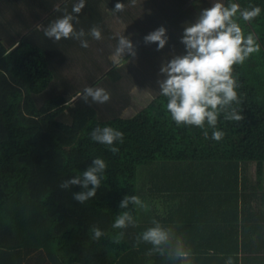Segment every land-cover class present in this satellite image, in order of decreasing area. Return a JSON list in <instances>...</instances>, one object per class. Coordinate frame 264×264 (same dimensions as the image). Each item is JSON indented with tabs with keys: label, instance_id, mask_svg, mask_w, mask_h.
<instances>
[{
	"label": "trees",
	"instance_id": "1",
	"mask_svg": "<svg viewBox=\"0 0 264 264\" xmlns=\"http://www.w3.org/2000/svg\"><path fill=\"white\" fill-rule=\"evenodd\" d=\"M229 2L261 8L251 22L238 19L260 51L234 66L245 119L221 115L217 130L225 136L219 142L211 128L205 139L199 127L177 126L158 87L148 89L155 96L131 117L101 118L92 102H77L67 114L63 94L38 103L54 79L44 48L29 39L12 47L0 38V264H180L148 255L149 244L137 245L153 218L174 226L191 247L193 264H225L228 256L234 264H264V0ZM143 3L145 13L160 9L155 29L176 33L170 26L176 12ZM190 3L199 13L209 7L207 0ZM141 21L133 19L128 34L143 29ZM167 44L163 53L154 43L157 59L180 49ZM107 73L114 82L122 76L114 68ZM97 126L124 133L123 143L114 145L118 153L91 139ZM96 157L107 169L96 196L82 205L73 199L81 186L62 190L59 183L82 174ZM125 195L139 196L149 210L120 209ZM125 210L137 227L123 230L116 244L112 237L121 230L111 225ZM93 225L105 233L98 241L91 238Z\"/></svg>",
	"mask_w": 264,
	"mask_h": 264
},
{
	"label": "clouds",
	"instance_id": "2",
	"mask_svg": "<svg viewBox=\"0 0 264 264\" xmlns=\"http://www.w3.org/2000/svg\"><path fill=\"white\" fill-rule=\"evenodd\" d=\"M137 0H130V6H135ZM86 7V0H78L72 5L71 12L67 8L57 6L54 10L64 14L51 21L43 29L46 38L58 43L62 39H73L79 42L82 48H88L86 36L100 41L102 30L93 25L86 33L84 28L76 29L79 23V14ZM126 10L125 4L117 2L113 9L120 13ZM261 13L259 6L241 8L240 4L229 2L227 5L221 0H215L211 7L200 11L197 19L184 27L181 43L185 53L174 55L160 67L162 79L158 80L160 95L166 97V110L177 126H195L203 129L205 139L209 138L207 128L213 129L211 139L221 141L225 133L217 130L221 115L226 121L241 122L245 119L239 105L242 97L237 89L240 87L238 78L233 75L234 66L242 65L253 53L260 51L257 38L249 33L244 34L238 19L251 22ZM117 46L110 56L113 67L123 66L125 56L135 58L136 46L132 40L122 33L114 34ZM167 29L161 26L144 36L145 44L156 43L157 51L162 50L168 43ZM85 104L91 100L95 104L110 102L111 93L103 87L87 86L80 94ZM235 105V106H234ZM207 125V127H206ZM91 139L109 148L112 153H118L117 142L123 143L124 133L110 126H97L91 132ZM107 169L104 159L96 157L80 175L62 180L59 187L68 190L74 185L82 187V191L73 193V199L84 204L96 196L101 187L103 173ZM129 205L137 209L149 210V206L137 195H125L119 204L120 209H129ZM152 226L146 228L136 238L151 245L148 255L157 253L167 256L180 264H193V251L186 245L184 238L177 235L174 226H165L155 218ZM111 227L121 230L112 237V242L119 244L123 241L129 227H137V221L130 210L116 215ZM93 240H100L105 235L98 226H91ZM215 253L210 251L209 255ZM225 264H234L232 256H228Z\"/></svg>",
	"mask_w": 264,
	"mask_h": 264
},
{
	"label": "rangeland",
	"instance_id": "3",
	"mask_svg": "<svg viewBox=\"0 0 264 264\" xmlns=\"http://www.w3.org/2000/svg\"><path fill=\"white\" fill-rule=\"evenodd\" d=\"M31 7L36 5V0H30ZM29 0H16L15 1V9L13 10L14 14L17 13L19 9H27L29 8ZM62 0H54L53 7L60 3ZM154 5L157 6L159 4V0H152ZM177 2H182L179 4V15L176 16L170 26L173 27L176 33L173 35L171 32L167 33L170 43L169 46L172 47H180L178 52H173L170 55L166 53L160 56L157 59L156 52L153 50L154 43L145 44L144 36L148 33L155 30L156 26L154 22H158L160 20V9L158 13H145L146 9L148 8L147 4L143 3V0H140V7L135 12H129L122 18L123 22L117 23L115 26L116 33H128V29L130 22L133 19L137 18V16L142 17L143 21H141V25L143 29L140 30L138 27V31L133 36L129 32V39L132 40L133 44L136 46L137 55L135 58L131 57L130 55L125 56V61L123 66L119 68L113 67L112 63H110L109 69H117L122 72V76L116 82L112 81L110 76L106 72H83L82 68L79 72H68V75L62 74L60 72V67L53 66V72L57 75V82L58 84H50L45 92L40 94L36 99L38 103H42L44 97L47 98L52 95H65L66 102L68 105V110L66 111L69 114L70 110L77 104V102L84 103L83 100L80 98V94L83 92V89L87 86L92 87H103L107 91L111 93V100L105 104H95L99 115L101 118L111 117V116H133L135 115L138 110L146 106L151 100L152 96H155L156 93L149 92L148 89L150 87H158V80L162 79V75L160 74L159 70L163 63L170 60L174 55H182L185 53L184 45L180 42L181 37L184 31V27L189 24L195 22L197 19L199 12L193 7L190 6L188 0H174ZM118 2L126 3L125 0H119ZM215 2V0H214ZM76 3L75 0H68L65 4H63L60 8L64 9L67 8L68 12H71L72 5ZM143 3V5H142ZM150 3V2H149ZM41 7V6H40ZM39 7V8H40ZM192 10H190V9ZM38 9V8H37ZM60 13V17L64 14L62 11ZM89 13H87L86 9L84 8L83 11L79 14V23L75 24L77 30L81 27L82 22L85 19H91L87 17ZM141 19V18H140ZM106 23L103 24L102 27V37H104L107 33L113 34L111 37L106 35L107 42L101 41L102 45L106 48H110L111 52H114L117 46V40L114 41V33L111 32L108 27H106ZM106 27V28H105ZM135 28V27H134ZM136 29V28H135ZM169 29H167V32ZM126 34V37H128ZM34 40L39 41L37 38ZM172 41V42H171ZM61 42H58L60 44ZM168 44H166L167 46ZM100 46V47H101ZM182 46V47H181ZM47 51L49 55L50 61L56 58V50L57 44L54 43L47 46ZM163 52V50H160ZM77 53V52H76ZM164 53V52H163ZM177 53V54H176ZM158 54V53H157ZM79 55V54H78ZM103 55L102 51L97 54L99 59H96L102 62V66L105 63L111 62L110 58H106ZM95 56V53L94 55ZM84 65V63H82ZM89 77H91L89 79ZM158 90L155 88L154 92ZM43 97V98H42ZM91 102V100H89ZM67 118V117H66ZM71 117H68L67 120L70 121Z\"/></svg>",
	"mask_w": 264,
	"mask_h": 264
},
{
	"label": "crops",
	"instance_id": "4",
	"mask_svg": "<svg viewBox=\"0 0 264 264\" xmlns=\"http://www.w3.org/2000/svg\"><path fill=\"white\" fill-rule=\"evenodd\" d=\"M15 1L16 0H3V2L0 3V38L3 39L8 46L15 47L22 39H29L39 44L46 52L52 71L53 66L60 67V72L65 75H68V72H79L81 68L83 72H106L109 70L111 62L105 63L104 66L101 67L103 65L102 62L99 60L96 61V59H99L97 54L101 51L104 56L107 54L106 58H110L113 52H111L110 48L101 46V41L107 42L108 38L105 36L109 35L111 37L113 34L107 33L100 41L94 40L90 35L86 36L89 42V47L86 49L82 48L79 42L73 39H62L59 41L61 43L58 44L44 36L43 29L47 27L51 21L60 17V13L54 9L57 6L61 7L68 0H62L54 7V0H39L34 7H31V1L29 0V8L19 9L13 16ZM75 1L78 2V0ZM118 1L119 0H86L85 9L87 13H89L87 17L91 19H85L80 28H84L87 33L93 25L99 26L102 29L103 24L106 23L107 29L116 34L115 27L110 24L116 26L117 23L123 22L122 18L126 15L124 12L116 13L113 11ZM125 1L126 3H123L125 4L126 12H135L140 7V0H137L135 6H130V0ZM188 2L190 6H192L190 3L191 0H188ZM207 2L209 7H211L214 0H207ZM221 2L224 3V0H221ZM181 3L182 2L174 0H162L161 2L159 0L161 6L167 8L170 12H176V16L179 15V4ZM126 32L124 31L123 34H126ZM126 35L129 38V34L127 33ZM35 38L39 41L34 40ZM115 40L116 39H114V41ZM49 43H51V45L53 43L55 45L57 44L56 58L53 61H50L47 51ZM94 53L95 56H93ZM82 63H84V65H82ZM90 78L91 77H89V79ZM56 80L57 75L54 74V79L50 84H58Z\"/></svg>",
	"mask_w": 264,
	"mask_h": 264
}]
</instances>
